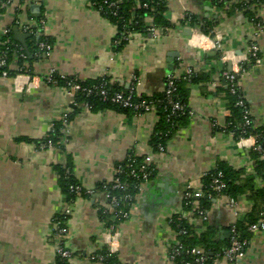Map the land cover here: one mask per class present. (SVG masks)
I'll list each match as a JSON object with an SVG mask.
<instances>
[{
    "label": "crops",
    "instance_id": "crops-1",
    "mask_svg": "<svg viewBox=\"0 0 264 264\" xmlns=\"http://www.w3.org/2000/svg\"><path fill=\"white\" fill-rule=\"evenodd\" d=\"M230 6L221 10L211 0H167L171 29L133 34L116 49V26L91 0H0V40L12 32L27 52L32 32L53 40L50 57L33 65L34 76H0V264H58L52 222L66 204L60 166L65 169L70 162L74 180L97 191L113 182L119 164L153 152L150 141L159 123L155 109L143 114L94 110L76 102L67 86L48 83V75L83 83L107 78L124 90L137 78L138 96L151 97L165 91L169 75L194 73L204 80L185 85L190 117L178 125L164 154L153 152L156 174L117 229L121 264H175L168 258L178 242L171 220L184 212L185 193L203 191V177L220 162L254 172L257 138L236 139L227 131L231 113L224 72L248 64L238 84L254 126L264 131V25H254L242 12L229 14ZM188 14L201 23L215 22L214 36L205 35L201 25L181 24ZM22 35L28 36L26 48L18 41ZM252 45L260 50V64L250 65ZM11 68L17 69L16 62ZM66 115L70 122L62 148L45 146ZM97 193L79 197L71 207L64 242L73 254L69 264H104L96 257L107 248L108 228L99 215L104 198ZM252 208L247 196L233 206L220 196L206 222L193 212H184V218L197 233L215 229L216 241L222 242L232 238L234 226ZM251 235L242 260L221 258L212 264H264V232Z\"/></svg>",
    "mask_w": 264,
    "mask_h": 264
},
{
    "label": "trees",
    "instance_id": "trees-1",
    "mask_svg": "<svg viewBox=\"0 0 264 264\" xmlns=\"http://www.w3.org/2000/svg\"><path fill=\"white\" fill-rule=\"evenodd\" d=\"M114 2L116 7L110 8L105 2ZM2 4H9L10 0H1ZM92 4L96 9H102L103 15L117 28V36L114 39V47L116 49L122 48L127 42L131 35L140 33L144 35H153L150 31L151 28L156 30L166 31L171 29L173 26L166 19L168 12L167 0H91ZM212 4L218 9H224L228 2H231L228 13L242 12L248 18V20L256 26L264 25V17L260 16V10L264 8V0H211ZM148 19H152V23L148 22ZM181 24H189L191 26L201 25L202 32L205 35L213 37L212 34L215 22L205 20L202 23L199 22L194 16L187 15ZM119 40V44H115V41ZM46 44L53 49V40L49 37L39 35L36 31L31 33V37L28 41V52L13 40L12 32H9L4 38L0 40V54L5 60V64L0 68V75L3 72H7L8 76L16 77L17 75H29L34 76L33 65L43 59V50L41 45ZM250 65L255 64L253 58L250 59ZM16 62L17 69L12 70V64ZM249 65V66H250ZM248 64L242 66V70L247 69ZM54 79L57 83L67 86L69 79H62L56 73L53 74ZM194 73L188 74L181 78L175 79L176 90L172 95V102L178 103L184 107L183 112H176L173 114L171 101L167 97L166 91L162 94L154 95L151 97L138 96L134 94L133 102L140 104L146 102L148 105L154 106L155 111L159 116V123L152 135L150 144L151 147L157 151L159 145L164 147L168 146L170 139L175 133L178 125L190 117V110L188 108V93L185 89L186 83H199L204 80ZM225 91L226 98L228 100L230 117L228 119L227 131L234 134L236 139L246 138L249 136H255L257 138V145L261 146V151L253 150L252 155L255 159L254 172L247 173L244 169H235L225 162H220L217 168L205 175L202 179L203 184V195L199 200L193 201L197 204L198 208L207 212L213 205V201L220 196L228 197L229 199L236 202L240 197L247 196L253 202L252 211L242 220L238 221L232 231V236L236 234L237 238L241 242H248L251 239L252 232L249 231V227L260 221L262 214L264 213V131L257 130L255 126L245 127L243 110L238 103L241 99L244 100L246 107L249 108L242 91L239 88L236 89V93H233L232 86L228 81L225 80ZM75 80V79H74ZM206 80H209L208 78ZM84 88H92L100 85L102 82H107L108 89L111 92L129 93V90L119 88L117 85L111 86L107 78L99 79L92 83H83L76 80ZM76 102H83L89 105L94 110L99 109H116L126 113H135L134 110H124L111 104L110 102L103 101L99 96L91 95L88 96L84 92L80 91L75 95ZM68 122L70 117L68 116ZM64 129L63 122H58L54 125V128L49 133L43 143H47L51 140L58 148H62L61 138L63 137L62 130ZM132 160L135 161L134 166L141 164L144 158L131 156ZM128 160L124 163L119 164L117 168L123 167L128 171ZM60 172V185L64 192L66 203L73 204L77 196L73 191V188L79 184L74 180L72 173V167L68 162L66 168L59 167ZM156 171L153 172L150 180L154 177ZM225 183L226 188L218 193L213 188V181L215 178H219ZM121 181L127 184L126 190H112V184H108V191L118 198L124 197L125 195L137 196L139 191L136 189V185L139 183L138 180H133L126 174L121 176ZM105 184H102L97 192L104 190ZM86 197V196H83ZM187 200L183 202L184 212H193L196 217L198 214L194 211V206L188 204ZM136 200L132 202L121 203L117 210L127 213L130 217V209L135 204ZM59 220L65 223V217L59 216ZM100 219L105 223L108 229L117 231L118 226L128 219L118 218L115 221L111 215H100ZM172 229L178 233L185 231V234L178 235L177 239L184 247V251L195 247L203 248L207 253V261L204 264H212L216 259H221L222 253L231 246L232 238L230 240L217 242L216 241V230L208 227L204 232L197 233L193 226L188 224V221L180 216L175 215L171 220ZM58 258V264H69L68 261ZM97 259L102 258L104 264H121L117 255L110 254L108 248L99 253ZM193 257L187 255L185 252L175 259V264H184L187 261H193Z\"/></svg>",
    "mask_w": 264,
    "mask_h": 264
},
{
    "label": "built area",
    "instance_id": "built-area-1",
    "mask_svg": "<svg viewBox=\"0 0 264 264\" xmlns=\"http://www.w3.org/2000/svg\"><path fill=\"white\" fill-rule=\"evenodd\" d=\"M106 4L109 5L110 8H114L116 7V3L114 2H109L106 1ZM100 11H102V9H99ZM148 22L152 23V19H148ZM261 28V26H258ZM151 33L154 35L156 32V29L151 28L150 29ZM8 33V32H7ZM115 44H119V40L115 41ZM41 49L43 50V56L45 58H49L51 53H52V47L46 44H42L41 45ZM250 57L253 58L255 60V64H260L261 60H260V50L258 48V46L256 45H252L249 51ZM5 64V60L0 56V68H2ZM54 72V71H53ZM242 72V68L240 67V69L238 70H233L231 72H224L223 76L225 78L226 81L229 82V84L232 86V92L236 93V89L239 88V75ZM54 73H51L50 75H48L46 77V81L50 84H54L56 83V80L54 79L53 76ZM22 75V74H20ZM0 76H8L7 72H3L2 75ZM62 79L68 80L65 77H61ZM175 79L176 76L174 75H169L166 78V84H165V91L167 94V97L169 98V100L172 102V95L176 90L175 87ZM108 83L107 82H102L100 85L98 86H94L92 88H84L82 87L79 83L76 82V80H69L67 82V87L68 90L70 92V94L75 97V95L82 91L85 94H87L88 96L91 95H96L99 96L103 101L106 102H110L111 104L118 106L121 109L124 110H134L137 114H143V113H149L152 112L155 107L148 105L146 102H142L140 104H136L133 102V97L134 94L137 93L136 91V87L138 86V79L135 78L133 81V85L127 89L129 90V93H125L124 91L121 92H111L108 89ZM138 95V94H137ZM241 107H244L243 110V117H244V125L245 127H250V126H254V121L252 119L251 116V112L250 109L248 107H246V104L244 102L243 99H241V101L238 103ZM89 107V105H87ZM172 109H173V114H175L176 112H183L184 111V107H182L180 104L178 103H173L172 105ZM62 122L64 124V129L62 130L63 133V137L65 138L66 136V131H67V125H68V117L67 115L64 116V118L62 119ZM45 146L49 147V148H58L51 140H49L47 143H45ZM153 149V148H152ZM167 147H164L163 145H159L158 146V150L155 151L153 149V152H157L159 154H164L166 152ZM255 150L261 151V146L257 145L254 147ZM151 153L149 155H147L143 162L137 166H134L135 161L132 160V158H128V171L123 168V167H119L116 169V175L115 178L113 180L112 184V190H126L127 188V184L125 182L121 181V176L123 175H127L128 177H130L133 180H138L139 183L136 185V189L139 191V194L143 191L144 186L150 182V178L153 174L154 171H156V167L154 164V153ZM222 177V175H219V178H215L213 181V188L214 190H216L218 193L222 192L225 188L226 185L224 182H222V180L220 179ZM108 184H105L104 186V190L102 192H100V194L103 196L104 198V204L102 207L99 208V215H111L112 219L115 221L118 218L121 219H128L129 215L127 213H123L122 211L117 210V208L121 205V203H126V202H132L134 200L137 199V196H132V195H125L124 197H116L113 196L109 191H108ZM74 193L77 196V199L79 197H83L86 196L87 198H93L95 196H97V191L96 190H85L83 189L80 185L76 186L73 188ZM203 195V191H194V190H188L185 195H184V200L190 201L192 198H194V200L196 198H200ZM230 204L233 206L236 204V202H234L233 200L229 199ZM188 204H191L194 206V211L196 212V214H198V216L203 220V221H207L208 220V215L207 212L203 211L202 209L198 208L197 204L194 203L193 201L188 202ZM74 205L73 204H65V208L64 210L57 215L56 217H54L53 219V237L56 240V246H57V256L59 258H61L62 260L68 261L70 262V260L73 257V254L65 248L64 246V242H65V237L67 234V221L69 216L71 215V207ZM182 217H184V212H182L181 214H178ZM59 216H64L65 217V223L61 222L59 220ZM249 231L254 233V232H264V213L262 214V217L260 219V221L256 224H253L249 227ZM186 232L180 231L178 233L175 232V235H182L185 234ZM118 234L117 231H112L111 229H108V234L106 235V245L107 248L110 252V254H114L117 255V247H118ZM246 246H247V242H241L236 234L232 236V243L231 246L226 249L221 256V258H224L226 260H228L229 262H237L242 260L245 257L246 254ZM186 253L187 255L192 256L194 259L193 261H187L184 264H204L208 257H207V253L206 251L201 248V247H195L192 249H188L186 251H184V247L182 246V244L178 241L174 246H172L170 248V251L168 253V258L169 260H171L172 262L175 263V259L179 256H181L183 253ZM100 260H102V258H100Z\"/></svg>",
    "mask_w": 264,
    "mask_h": 264
},
{
    "label": "water",
    "instance_id": "water-1",
    "mask_svg": "<svg viewBox=\"0 0 264 264\" xmlns=\"http://www.w3.org/2000/svg\"><path fill=\"white\" fill-rule=\"evenodd\" d=\"M18 33V32H17ZM190 33V32H189ZM20 35V34H19ZM22 38H20L18 41L19 42H21L24 46H25V48H26V45H25V40H26V38L28 37V36H26V35H22L21 36ZM229 71H231L232 70V65L229 63Z\"/></svg>",
    "mask_w": 264,
    "mask_h": 264
}]
</instances>
